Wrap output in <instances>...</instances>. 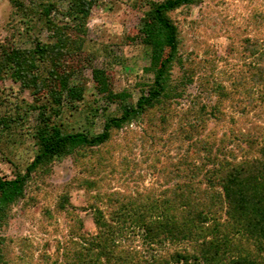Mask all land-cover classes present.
I'll list each match as a JSON object with an SVG mask.
<instances>
[{"label": "trees", "instance_id": "1", "mask_svg": "<svg viewBox=\"0 0 264 264\" xmlns=\"http://www.w3.org/2000/svg\"><path fill=\"white\" fill-rule=\"evenodd\" d=\"M66 1L67 8L62 11L54 1L16 0L25 33L45 29L47 39L34 37L32 47L28 48L16 42L0 41V83L10 79L31 97L30 101H22L20 111L14 116L0 119L4 128H0V133L8 135L12 122L21 124L35 114V124L30 131L35 148L32 160L24 170H16L14 177H0V229L8 224L19 203L26 206L34 202V195H28L29 185L32 181L45 185V177L51 174L55 161L71 155L84 158L89 149L107 143L114 132L146 114L152 113L150 120H157L154 123L161 127L176 119L182 126L185 116L180 115L176 105L199 70L210 71L208 75L213 76L211 71L219 68L221 79L226 75L231 77L234 70L239 76H232L233 92L241 102H246L244 109L246 105L264 102V40L244 38L238 51L244 61L243 68H230L227 59L219 61L210 57L206 58L207 62L188 63L180 51L182 38L172 13L201 0H148V10L129 38L147 49L150 65L144 71L150 76L149 81L144 83L142 93L134 101L129 91L116 92L112 88L106 69H92L95 93L106 103L116 104L118 111L109 113L107 108L90 106L84 125L76 128V122L67 120L65 115L68 113L70 117L85 98V85L76 83L74 78L82 69L80 54L86 44L87 19L97 0ZM52 9L60 11L67 21L52 19ZM247 58L251 61L246 62ZM224 62L226 66L222 65ZM177 66L182 75L174 81L172 75ZM208 79L206 77L205 82ZM208 83L212 89L220 87L219 83ZM255 88L261 97H255ZM100 112L104 116L103 127L95 133L92 128ZM196 114L202 117V128L206 125V114L217 115L214 108L205 110V106ZM219 145L204 148L206 156L200 164L185 162L171 167L169 171L176 177L177 184L160 197L152 193L133 197L120 191L101 192L98 179L84 178L86 188L99 189L91 205L98 231L89 238L83 237L86 244L68 240L63 253L66 263L264 264L261 255L264 254V134L256 149L257 155L240 161L235 160L231 152L222 153ZM100 170L96 166L84 168L89 175H97ZM40 189L37 186V190ZM69 206L68 194H60L55 212L66 214L74 221L70 227L74 237L82 222ZM47 213L52 217L53 213L48 210ZM131 226L142 231L146 243L181 241L189 248L152 260L144 259L140 252L116 243V238L126 234ZM13 244L24 245L0 236V264H9ZM21 262L33 264L30 257Z\"/></svg>", "mask_w": 264, "mask_h": 264}, {"label": "rangeland", "instance_id": "2", "mask_svg": "<svg viewBox=\"0 0 264 264\" xmlns=\"http://www.w3.org/2000/svg\"><path fill=\"white\" fill-rule=\"evenodd\" d=\"M34 1L38 3L40 0ZM49 1L56 2L59 10L67 8L66 0ZM147 1L97 0L92 6L87 19L86 44L80 54L82 69L74 78L76 83L85 85V98L77 104L72 116L65 115L67 120L76 122V128L84 125L90 106L107 108L109 113L118 111L116 104L106 103L95 93L92 69H106L112 88L116 92L129 91L134 101L142 93L144 83L149 81L150 76L144 71L150 65L147 49L139 41L132 42L129 38L148 10ZM14 2L16 0H0V41L16 42L28 48L32 47L34 37L47 39L48 31L45 29L37 28L31 34L25 33L21 14ZM172 17L179 26L182 38L180 51L188 63L207 62L206 58L210 57L219 61L227 59L230 68H243L244 61L238 51L244 38L264 40V0H201L198 4L179 8ZM51 18L62 23L67 21L55 9L51 11ZM19 31L23 33L20 35ZM249 61L247 58L246 62ZM222 65L226 66V63ZM232 71V76H239ZM209 72L197 71L193 82L187 85L184 97L178 100L176 110L185 116L182 126L176 119L172 124L161 127L154 123L157 120H150L152 113L146 114L114 132L107 143L89 149L84 158L71 155L55 161L51 174L45 177V185L32 181L28 195H34V202L26 206L19 203L13 209L8 224L0 229V236L24 243L22 247L13 244L9 264H23V258L29 257L33 264H68L63 254L65 243L75 240L86 244L83 237L89 238L97 233L91 205L99 189L86 188L82 182L84 178L98 179L101 192L120 191L133 197L152 193L160 197L177 184L170 168L185 162L202 163L206 156L204 148L212 144H220L222 153L231 152L237 161L256 156L264 134V102L246 105L244 109L246 102L242 103L233 92V77L226 75L221 79L219 68L211 71L213 76L208 75ZM181 75L179 67H175L174 81H178ZM206 77L210 79L205 82ZM208 82L219 83L220 87L212 89ZM254 93L256 98L261 97L258 88ZM23 100H31L27 91L23 92L10 79L1 82L0 119L14 116L20 111ZM201 106H205V110L212 107L217 114L214 117L206 114L204 128L200 126L202 117L198 118L196 114ZM103 121L104 116L100 112L95 118L93 132L102 130ZM34 124L35 114H31L21 124L12 122L8 135L1 131L0 177H14L16 170H24L32 160L35 148L30 131ZM234 137L238 140H233ZM91 166L101 168L97 175L84 171ZM37 186L41 189L37 190ZM62 193L68 194V209L73 210L75 217L82 222L79 233L74 237L70 233L74 221L66 214L55 212V203ZM47 210L53 213L52 217ZM119 242L129 250L140 252L147 260L189 248L181 241L146 243L142 239V231L134 226L116 238V243ZM261 255L264 258V254Z\"/></svg>", "mask_w": 264, "mask_h": 264}]
</instances>
